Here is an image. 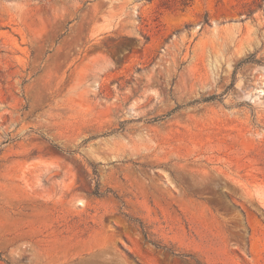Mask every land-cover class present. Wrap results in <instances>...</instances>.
<instances>
[{"label":"rangeland","instance_id":"rangeland-1","mask_svg":"<svg viewBox=\"0 0 264 264\" xmlns=\"http://www.w3.org/2000/svg\"><path fill=\"white\" fill-rule=\"evenodd\" d=\"M0 264H264V0H0Z\"/></svg>","mask_w":264,"mask_h":264},{"label":"trees","instance_id":"trees-1","mask_svg":"<svg viewBox=\"0 0 264 264\" xmlns=\"http://www.w3.org/2000/svg\"><path fill=\"white\" fill-rule=\"evenodd\" d=\"M142 232H143L144 236L146 237V233H145V231L143 229H142Z\"/></svg>","mask_w":264,"mask_h":264}]
</instances>
